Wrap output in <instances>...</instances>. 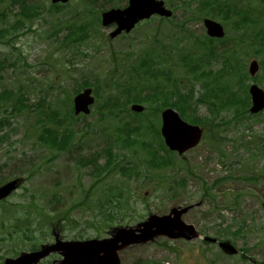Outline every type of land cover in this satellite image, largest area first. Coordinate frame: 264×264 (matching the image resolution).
<instances>
[{
    "label": "rangeland",
    "instance_id": "374dc122",
    "mask_svg": "<svg viewBox=\"0 0 264 264\" xmlns=\"http://www.w3.org/2000/svg\"><path fill=\"white\" fill-rule=\"evenodd\" d=\"M128 1L87 0L83 6V0H72L69 6L61 7L60 12L52 13L50 0H29L31 4L39 6L40 15L29 22L26 21V25L20 30L23 32L26 28L32 27L30 31L12 40L11 44L0 45V87L6 86L17 90L23 86L25 94L32 103L38 102L43 96H46L50 103L60 98L65 99L66 92L71 93L83 77L91 80L97 77L98 80L110 77L109 71L115 52L119 58H126L127 54L132 55L131 52L147 44L149 37L154 35L156 36L153 40H162L166 46L171 45L169 41H176L170 46L174 49L172 52L176 57L171 65L175 63L176 67L180 68L177 47L181 51L188 48L184 53L193 54L198 59L196 56L199 54L197 50L200 51L198 45L206 54L214 42L209 36L203 35L206 34L203 20L212 18L223 23L220 17L206 15H211L212 12L200 9L203 0H164L169 8H174L175 17L165 19L166 22L159 17L154 20L149 19L127 36L114 40L106 39L113 27L102 26L101 20L96 19L97 13L102 15L111 7L125 8L128 6ZM256 1L260 3V11L264 14V0ZM7 4L9 0H0V12ZM90 9L96 13L87 12ZM19 12L18 3L9 5L6 19H2L0 13V27L11 26ZM213 15H216L214 11ZM54 16H58L57 20L53 19ZM68 20L74 24L72 28L83 25L85 22L90 24L96 21V23L90 26L88 31L86 30L84 41L66 46L63 41L68 30L64 26L69 24ZM157 26H160V29ZM256 27L264 28V21ZM54 29H59L56 37L51 34ZM226 30L228 31L227 27ZM13 35H9L8 39H13ZM221 48L222 45L218 49L220 52ZM245 52L239 55L237 64L242 71L248 74L251 60L256 59L260 62L262 57L252 54L250 48ZM207 57L211 58V54ZM179 60L182 69L179 70V75H172L171 84L177 82L178 91L188 98L191 88L193 89L191 106L199 117H208L217 124L228 121V126L226 123L222 124V126L225 125L224 128L217 131L218 137H223L221 144L211 143L212 134L210 132L199 146L189 150L183 158L179 157L180 160L174 169L125 180L127 194L124 197H127V202H124L120 215L113 223H110V219L99 215V212L104 213L99 207L100 203L104 202L100 189L102 185L94 184L96 178L89 174V168L80 171L82 179L79 183L74 167H78L76 161L79 156H89L96 151L101 152L106 142L105 136L112 137L107 134L104 136L102 130L112 125H108L107 120L101 121L95 108L91 114L87 115L88 122L96 126L94 131L84 129L83 120L73 123L74 129L77 130L75 141L81 142L82 135L87 130L81 147L79 149L72 147L53 158V152L48 147L38 145L36 127H31L35 123L36 115L30 114L27 109L22 113H10L11 102L3 103L0 107V122L2 123L0 135H5L7 138L0 141V185L15 178L20 180V184L9 200L0 204V220H4L7 225H13L16 220H22L36 231L35 235L39 236L38 226H42L43 223L40 214L30 210L34 202L39 206H44L51 216H54L55 209L65 211L70 208L71 222L75 230H69L61 221L62 219L58 218L53 222L49 220L50 223L43 228L45 237H39L35 243L40 245L51 243L57 238L70 240V237H76L75 235H78L76 238L96 236L109 238L113 233V227L136 226L139 222L146 221L151 214L165 215L169 214L173 208L191 206L190 210L183 215V221L193 224L198 229V234L194 239L187 241L172 240L165 236L155 237L144 244L120 251L121 264H264V173H261L264 172V156L259 151V145L264 143V113L255 117L249 116L245 120H238L246 115V113L242 115L244 105L239 103L236 106L229 105V107L223 105L226 99L234 95L235 97H239L240 94V96L244 95L242 90L245 82V77L243 78L239 72L234 74L230 65L223 69L222 75L218 74L225 64L223 56L222 58L214 57L211 61V68L206 63L203 65L202 72L205 71V74L201 79L196 77L200 69L192 68L195 63L192 56L186 60L179 56ZM10 63L14 64L11 66ZM209 69H213L214 73H208ZM262 75L264 76V69L262 70L261 67L256 76L260 78ZM117 78V82H113L116 83L114 85L109 83L104 86L103 83L101 95L113 94L125 101L126 98L122 93L128 85L126 83L128 76ZM246 82L249 86L257 83L264 90V77L259 82L246 78ZM202 94L206 101L212 102V105L206 102L196 103ZM143 105L146 106V104ZM215 108L217 113H215ZM61 110L64 109L61 107ZM237 112L239 113L238 118ZM98 129L102 132L96 133ZM112 130L114 129H110ZM120 152L132 158L136 155L132 152L130 154L126 151L120 150ZM140 153L137 152V155L140 156ZM135 161L136 164L146 161V157L140 156ZM100 162L104 163L105 158L102 157ZM144 167L146 166H141L142 169ZM34 169L36 173L31 175L30 172ZM75 169L78 171L77 168ZM168 172L175 175L177 180L185 177V185L178 187L177 183L176 185L173 183V178H169L170 183L161 186L159 181L162 180V175L166 176ZM245 176H251L252 179H247ZM254 176L260 178L254 181ZM110 177L121 179L119 174ZM219 178L224 179L215 184L214 195L210 190L212 196L206 197L203 183H207L212 188V184ZM163 183L166 184V180ZM92 186L99 194L95 195L93 191V194L86 198V192ZM174 187L179 188V192L172 196ZM34 193L37 196L35 201L32 198ZM52 193L60 196V203H57L56 199H54L55 202L51 199ZM86 202L93 206L94 213L82 204ZM11 204H19V207H12ZM95 206L97 207L94 208ZM105 207L108 205L105 204ZM100 221H103V224H100ZM99 226L101 228L98 229ZM24 227L25 225H21L20 235ZM240 227L245 228L242 234L237 236L235 232ZM3 228L2 235L7 237L8 229L6 226ZM203 236L229 240L239 250L246 249L248 255L245 257L242 253L227 255L217 243L203 241ZM12 246H15L20 253V251L30 250L32 243L26 240L22 242L21 236L6 242L0 241L3 257H12L14 253ZM56 257L57 255H54L41 264H51Z\"/></svg>",
    "mask_w": 264,
    "mask_h": 264
},
{
    "label": "trees",
    "instance_id": "16d2710c",
    "mask_svg": "<svg viewBox=\"0 0 264 264\" xmlns=\"http://www.w3.org/2000/svg\"><path fill=\"white\" fill-rule=\"evenodd\" d=\"M20 2L21 6L24 9V15L28 19H32L40 14L38 7L29 6L25 0H14ZM219 6L224 8V13L226 14V18L229 19V16H234L233 22L237 28L236 37H234L235 46L234 50V58L237 63L238 55L245 49L250 48L253 53H258L263 55L264 57V32L255 33L253 40H250L251 37L247 36L245 33L246 25L252 21L251 18H248L249 15V7L241 6L240 1H234L231 3H227L226 6H222L219 3ZM232 11V12H231ZM231 14L228 16V13ZM258 20H256L257 22ZM26 24L23 21H18L14 24L11 29H0V41L5 39L7 34H10L15 30V36H18L17 32L20 27H24ZM31 27H29L30 31ZM74 31V32H73ZM72 33L75 34V30ZM28 32V31H27ZM72 33L70 37H72ZM76 35V34H75ZM248 39V42H247ZM243 41L248 43L243 49ZM155 46V45H154ZM156 47H151L144 51L143 56L139 59L131 62L130 70L133 73L130 74L129 81L127 87L123 90L125 94L128 95V99L123 101L121 97H115L113 94H109L106 98H104L103 102L99 105V111L101 115V119H105L112 122L114 133L113 140H108V149H106L107 154V165L106 167L101 168L99 164L96 162L90 161L91 164L95 166L97 173L102 175H108L113 168H117L120 173L126 177L130 178L133 174L140 173V166L135 163L130 164L129 162H121L114 153V140L115 144L122 145L123 148L133 149L134 147H143L147 152V164L150 169L154 168H162L168 166L173 163L174 156L167 152L166 156L163 154L164 144L162 138L160 137V130L158 126L157 120L151 118L147 114H130L127 111V105L129 102H148L153 105L154 110L157 112L161 111L163 108L168 106L179 109L183 115H191L190 119L195 123H203L207 126L217 125L212 121L203 120V118L198 117L194 112L195 109L191 106V97L189 95L181 94L178 91L177 83H174L173 90H168L171 86L167 80V72L166 69L161 67H156L158 62V55L152 52L156 51ZM128 61H132L131 58L127 59ZM234 61V59H233ZM264 65V61L262 62ZM128 64L125 63L123 66V70L127 71ZM122 67V66H121ZM118 67H116L117 71ZM119 70V69H118ZM118 72V71H117ZM242 75L244 78V71L240 69L238 64L233 65V73ZM204 73V72H202ZM115 76L110 78L112 82L115 81ZM85 83H88L85 80ZM90 85V84H89ZM94 86L99 92V90L103 89V85L100 81H96ZM24 88H18V91H13L7 88H4L0 91V106L3 102L11 101L12 108L14 112L22 113L25 108L36 111L38 115L37 123L51 122L55 124L52 128L49 126L43 125L41 132L39 133V138L50 146L56 147L58 150H64L68 148L74 139L75 131L72 128V123L74 119H76L73 115V109L71 105H66L65 110L62 111L58 105H52L47 102L46 98L43 97L41 100L34 106L28 103V99L23 92ZM242 89V87H241ZM243 92L245 94L243 96H236L232 98H228L225 100V106L241 104L244 105V111H247L250 105V97L247 92V86L243 84ZM176 98V99H175ZM126 109V110H125ZM126 112V113H125ZM189 117V116H187ZM46 124V123H44ZM110 127H107L108 132L110 131ZM106 130V133H107ZM110 142H112L110 144ZM122 143V144H119ZM104 172V173H103ZM105 176H103L104 178ZM101 178V180L103 179ZM119 184V183H118ZM112 185L106 184L105 190L102 194H104L103 199L104 202L100 203L99 207H101L107 218H114L117 215L114 214V210L122 205V199L124 197V184L121 186L116 185V187H110ZM91 191V190H90ZM92 194H89L91 196ZM125 198V197H124ZM105 204L110 207H105ZM97 207V206H96ZM98 207V208H99Z\"/></svg>",
    "mask_w": 264,
    "mask_h": 264
},
{
    "label": "water",
    "instance_id": "95a60500",
    "mask_svg": "<svg viewBox=\"0 0 264 264\" xmlns=\"http://www.w3.org/2000/svg\"><path fill=\"white\" fill-rule=\"evenodd\" d=\"M54 2L68 0H53ZM159 13L162 15H170L169 11L163 7V2L156 0H130V6L121 10H112L105 13L104 25H108L113 22H117L119 28L111 34V37H115L123 30L130 31L135 24L144 18H149L151 15ZM206 25L209 29V34L212 36L222 37L224 35L223 27L214 22L207 20ZM259 69V65L256 61H253L250 66V72L255 75ZM91 89L86 90L83 94H80L76 102V113L81 111L89 112V105L93 103L94 99L91 97ZM253 96L252 112H258L264 108V91L257 85H253L250 89ZM133 109L136 111L144 110L143 106L134 105ZM164 125L162 133L166 138L167 145L172 150H178L180 153L196 146L202 135V130L198 126H192L184 122L179 113L173 109H167L163 112ZM16 181L11 182L0 189V199L8 196L12 190L16 187ZM187 209L182 211H174L175 217L172 216H152L149 221L139 225L142 228L137 230L120 229L112 239H105L102 241H89V242H77L70 243L67 246L69 252L68 258L71 261H85V264H119L117 256V250L132 243L144 242L154 238L159 234H166L170 237H186L191 239L194 233V229L191 226H187L180 220V215L186 212ZM140 232V233H137ZM121 243V244H120ZM221 246L227 251H233L231 247L222 243ZM49 250L38 253L39 257L48 253ZM104 252L103 260L96 262V258L100 253Z\"/></svg>",
    "mask_w": 264,
    "mask_h": 264
},
{
    "label": "flooded vegetation",
    "instance_id": "af4514ba",
    "mask_svg": "<svg viewBox=\"0 0 264 264\" xmlns=\"http://www.w3.org/2000/svg\"><path fill=\"white\" fill-rule=\"evenodd\" d=\"M33 251H35V250H33ZM15 257L16 256H14V257H7V256L0 257V264H4L5 261H6V259H8V258H15ZM58 259H59V256L57 255V257L52 260V263L51 264H60L59 263L60 261H57Z\"/></svg>",
    "mask_w": 264,
    "mask_h": 264
}]
</instances>
